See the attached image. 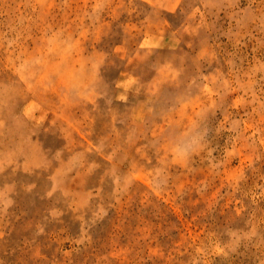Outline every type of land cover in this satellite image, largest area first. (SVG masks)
I'll use <instances>...</instances> for the list:
<instances>
[{"label":"rangeland","instance_id":"obj_1","mask_svg":"<svg viewBox=\"0 0 264 264\" xmlns=\"http://www.w3.org/2000/svg\"><path fill=\"white\" fill-rule=\"evenodd\" d=\"M0 264H264V0H0Z\"/></svg>","mask_w":264,"mask_h":264}]
</instances>
